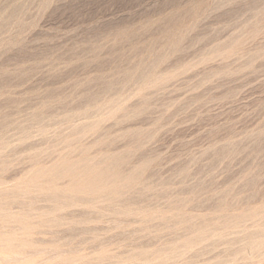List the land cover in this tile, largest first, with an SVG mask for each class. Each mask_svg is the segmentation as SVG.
Wrapping results in <instances>:
<instances>
[{
  "label": "rangeland",
  "instance_id": "1",
  "mask_svg": "<svg viewBox=\"0 0 264 264\" xmlns=\"http://www.w3.org/2000/svg\"><path fill=\"white\" fill-rule=\"evenodd\" d=\"M32 262L264 264V0H0V264Z\"/></svg>",
  "mask_w": 264,
  "mask_h": 264
},
{
  "label": "bare ground",
  "instance_id": "2",
  "mask_svg": "<svg viewBox=\"0 0 264 264\" xmlns=\"http://www.w3.org/2000/svg\"><path fill=\"white\" fill-rule=\"evenodd\" d=\"M18 2V1H17ZM9 6V5H8ZM20 7V6H19ZM2 8V7H1ZM13 8V7H12ZM15 14V13H14ZM16 15V14H15ZM11 17V16H10ZM7 19V18H6ZM12 19V18H11ZM8 20V19H7ZM10 20V19H9ZM258 33V32H257ZM230 45H232V44H230ZM234 45V44H233ZM231 51V50H230ZM111 105V104H110ZM83 129V128H82ZM80 130V129H79ZM74 142V141H73ZM79 158V157H78ZM83 158V157H82ZM71 159V158H70ZM81 159V158H80ZM87 159V158H86ZM86 159H84V160H86ZM91 159V158H90ZM68 160V159H67ZM89 161V160H88ZM95 161V160H94ZM65 162V161H64ZM84 162V161H83ZM97 162V161H96ZM62 163V162H61ZM87 162H85V164H86ZM94 163V162H93ZM59 164V163H58ZM84 164V163H83ZM73 164H69V163H64L63 165H62V168H60V171H71V172H69V174L68 175H70V173H74V167L72 166ZM75 166V165H74ZM81 166V165H80ZM84 166V165H83ZM98 166V165H97ZM43 168V167H42ZM41 168V169H42ZM53 168V167H52ZM86 168L87 169H85L86 170V172H87V174L88 175H91L92 176V178L93 179H95V180H97L98 181V183L101 185V186H105V182H106V180H107V178H111V179H117L118 177H119V175H118V173L115 171V170H113V171H110V172H104V171H99V170H97L96 168H93V165H88V166H86ZM98 168V167H97ZM112 168V167H111ZM45 169V168H44ZM103 169V168H102ZM102 169H100V170H102ZM52 170V169H51ZM79 171V170H78ZM48 172H49V169H48ZM58 173H60L59 171H57ZM47 173V172H46ZM67 173V172H66ZM82 173H84V172H82ZM75 174H76V172H75ZM52 175H55V174H52ZM62 175H63V172H62ZM131 175V174H130ZM44 176H46V175H44ZM43 176V177H44ZM125 176V175H124ZM78 177V176H77ZM76 176H75V178H77ZM87 177V176H86ZM89 177V176H88ZM128 177V176H127ZM49 178V177H48ZM72 178H73V176H72ZM132 178V177H131ZM42 180V179H41ZM46 180V179H45ZM86 180V179H85ZM119 180V179H118ZM76 181V180H75ZM121 181V180H120ZM74 182V181H73ZM88 183V182H87ZM115 183V182H114ZM121 183V182H120ZM131 183V182H130ZM134 183V182H133ZM98 184V185H99ZM109 184V183H108ZM132 184V183H131ZM78 185V184H77ZM99 185V186H100ZM110 185V184H109ZM120 185V184H119ZM83 186V185H82ZM124 186H125V182H124ZM74 187V186H73ZM89 187V186H88ZM114 188V187H113ZM81 189V188H80ZM84 189V188H83ZM100 189V188H99ZM71 190V189H70ZM79 190V189H78ZM91 190V189H90ZM255 212V211H254ZM7 214H9V213H7ZM10 215V214H9ZM19 216V215H18ZM248 216V215H247ZM26 225V224H25ZM232 226V225H231ZM196 230V229H195ZM201 230V229H200ZM184 236V235H183ZM188 240V239H187ZM10 244V243H9ZM25 244V243H24ZM183 245V244H182ZM24 246V245H23ZM181 246V245H180ZM25 248V247H24ZM23 251V250H22ZM21 256V255H20ZM30 256V255H29ZM2 258V257H1ZM26 258H27V256H26ZM21 259V258H20ZM23 259H25V258H23ZM48 259V258H47ZM9 260V259H8ZM13 260H15V259H13ZM30 262V261H29ZM33 263V262H32ZM60 263V262H59ZM58 263V264H59ZM34 264V263H33ZM62 264V263H61Z\"/></svg>",
  "mask_w": 264,
  "mask_h": 264
}]
</instances>
